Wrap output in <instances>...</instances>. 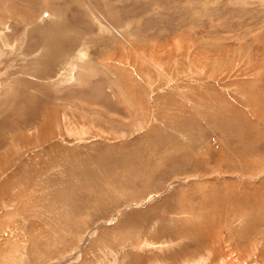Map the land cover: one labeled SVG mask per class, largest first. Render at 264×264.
<instances>
[{"label": "rangeland", "instance_id": "rangeland-1", "mask_svg": "<svg viewBox=\"0 0 264 264\" xmlns=\"http://www.w3.org/2000/svg\"><path fill=\"white\" fill-rule=\"evenodd\" d=\"M31 1L0 0V264H264V0Z\"/></svg>", "mask_w": 264, "mask_h": 264}, {"label": "bare ground", "instance_id": "bare-ground-1", "mask_svg": "<svg viewBox=\"0 0 264 264\" xmlns=\"http://www.w3.org/2000/svg\"><path fill=\"white\" fill-rule=\"evenodd\" d=\"M1 1H3V0H1ZM4 1H13L12 3L9 4L10 7H13V8H18L16 5H14L15 3H19V4L23 5V8H20V9H25V8H27V7L31 8L30 6H32V5L29 6V3H30V4H33L32 1L29 2V0H28V1L25 0V1H23V2H22V0L19 1V2H18V0H4ZM1 3H2V2H1ZM5 3H6V2H4V4H5ZM24 4H25V5H24ZM21 5H20V6H21ZM47 16H48V15H47Z\"/></svg>", "mask_w": 264, "mask_h": 264}]
</instances>
